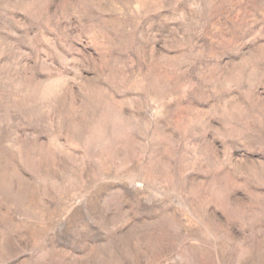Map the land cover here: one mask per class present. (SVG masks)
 <instances>
[{
	"label": "rangeland",
	"instance_id": "obj_1",
	"mask_svg": "<svg viewBox=\"0 0 264 264\" xmlns=\"http://www.w3.org/2000/svg\"><path fill=\"white\" fill-rule=\"evenodd\" d=\"M0 264H264V0H0Z\"/></svg>",
	"mask_w": 264,
	"mask_h": 264
}]
</instances>
